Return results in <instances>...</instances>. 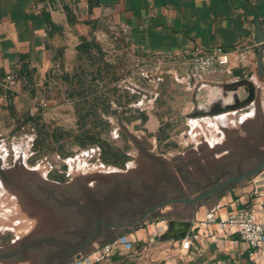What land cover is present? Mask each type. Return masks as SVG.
Returning <instances> with one entry per match:
<instances>
[{
    "label": "rangeland",
    "instance_id": "obj_1",
    "mask_svg": "<svg viewBox=\"0 0 264 264\" xmlns=\"http://www.w3.org/2000/svg\"><path fill=\"white\" fill-rule=\"evenodd\" d=\"M110 58L111 63L84 58L76 63V73L73 61L67 70L37 83L24 79L10 102L0 101V264L8 261L10 245L26 240L30 226L44 218L37 210L43 205L53 219L74 225V240L82 239L92 233L95 222L80 207L59 213L58 204L74 198V206L83 203L106 221L102 218L121 208L109 210V203L120 197L149 204L169 193L192 195L197 191L187 189L189 181L200 179L202 172L209 174L232 149L252 143L245 125H254L253 116L245 123L236 118L248 109L219 120L196 109H178L173 101H182L184 92L176 91L168 79L117 55ZM261 105L259 114L264 115V101ZM151 115L160 124L154 133L145 127ZM249 116L241 115L240 121ZM243 140L248 143L241 144ZM249 182L264 188V169ZM118 183L127 188L125 193L105 195V188ZM28 202L31 210L25 211ZM159 216L154 213L131 229L142 230L128 248L135 250L126 253L134 262L149 261L152 249L174 248L171 240L143 236L147 225L155 234L165 227L153 226ZM124 239V233L99 228L87 249L76 251L78 258L74 252L71 264L107 242H115L119 250L114 255H120L126 249ZM8 258L12 262L10 254Z\"/></svg>",
    "mask_w": 264,
    "mask_h": 264
},
{
    "label": "crops",
    "instance_id": "obj_2",
    "mask_svg": "<svg viewBox=\"0 0 264 264\" xmlns=\"http://www.w3.org/2000/svg\"><path fill=\"white\" fill-rule=\"evenodd\" d=\"M262 36L264 0H0V101L10 102L24 79L37 83L57 76L73 61L76 73V63L84 58L111 63V55H117L120 61L168 79L176 91L181 89L182 101L178 97L173 101L178 109H196L217 120L248 109L236 115L245 123L259 114L264 101L258 43ZM218 46L230 51L228 64L219 72L191 78L192 50ZM8 75L14 79L12 86L6 82ZM214 110L223 111L207 115ZM243 114L250 116L240 121ZM155 120L151 115L146 121L148 132L158 130ZM259 196L264 198V188L244 182L208 202L178 205L170 211L177 213L172 219L190 222L185 235L162 239L168 220L161 218L152 222L165 225L159 235L149 225L143 235L149 241L155 236L171 240L173 249H152L149 261L134 262L128 256L135 249L128 248L132 240H139L142 230L137 229L124 233L126 249L111 257L117 256L119 264H264V255L251 253L232 228L206 222L216 204L224 217ZM30 204L25 211L31 210ZM183 238L189 241L187 249L181 247ZM111 257L105 264H116Z\"/></svg>",
    "mask_w": 264,
    "mask_h": 264
},
{
    "label": "flooded vegetation",
    "instance_id": "obj_3",
    "mask_svg": "<svg viewBox=\"0 0 264 264\" xmlns=\"http://www.w3.org/2000/svg\"><path fill=\"white\" fill-rule=\"evenodd\" d=\"M252 118H253L252 122H254V125H250L251 123L250 124L247 123V125H245L246 126L245 129L247 130V132L250 133L252 143L246 144L245 146H243L244 148L232 149L230 153H228L224 157V160L216 164L215 167L208 172L209 174H207L206 171L202 172L203 174L200 177V179L189 181V183L186 184L187 189L190 190L193 189V191H197L196 193L192 195H186L180 191L177 194L169 193L167 195L165 194L161 196L160 198H157V200L151 201L149 204L148 203L143 204L141 202H134L132 204L131 200H127L125 198L123 199V197H120L117 198L119 199V201L118 200L112 201V203H109L108 205L109 210L110 208L117 209L116 206L118 207V205H120L121 208L119 209V211H114L113 216L102 219L114 224H123V225L131 224L136 219L147 213L156 204L166 199L194 197L196 195H200L204 192L211 190L212 188L218 186L219 184L227 180L236 179L242 176L243 174L254 170L259 165V163L264 159V150L259 148L258 146L259 144L264 145V116L255 113ZM243 142L248 143L246 140H243L241 144ZM250 178H252V176H247L241 180H231L223 188L214 191L212 194L198 201V204L213 200L225 189L236 184L249 182ZM118 184L105 188V190L106 189L109 190L105 195L113 192L116 193L118 192L123 194L127 191V188L123 187V185H121L120 183ZM102 189L104 188H99L97 190L100 191ZM56 199L60 201L61 197L60 198L56 197ZM72 200L73 201L67 202L66 205L64 206L63 204H58V206L60 207L58 210L59 213L63 214L68 211L72 213L74 212V209L77 210L80 207L82 211L85 212L86 216L90 217L95 222V224L92 226V230H91L92 233H89L88 235H86V237L82 239L76 238L74 240V225L67 226L68 223L67 222L63 223L61 218L59 220L55 218L53 219L52 214H50L52 215L51 217L49 214H47L48 213L47 206L43 205L41 208L37 210L40 213L41 211L43 212L41 216H43L44 218L36 219L37 220L36 224L30 226L31 228L30 234L28 235L27 239L22 242L16 243L14 245H10V247L11 246L13 247L11 248L9 247L10 252L7 251L8 253L7 255L9 256L10 254V256L13 257L12 262L25 260L27 264H71L72 262H74V252L76 253V251L80 249H87L88 242L95 236L98 229L106 226H100V225L96 226V223L100 222L101 218L96 217L94 212L89 211L88 206L84 208V206H82L83 203L81 206L78 204L77 206L76 205L74 206V198H72ZM182 205L186 207L192 206L190 204H182ZM71 206H73V209L71 208ZM154 213L155 212L152 211L148 212L145 218L146 219L149 218ZM135 224L137 223L130 225L128 229L131 231V229L134 227ZM119 229L122 228H117V229L108 228V230L114 231L115 235L116 232L119 231ZM63 233L64 234L66 233L67 235L62 237L61 234ZM71 233L73 234L71 237H69V234L71 235ZM64 237H68V239L67 238L65 239ZM75 255H76L75 257H77L79 255V252L76 253ZM6 256H1V257H6ZM8 256L6 258L10 263Z\"/></svg>",
    "mask_w": 264,
    "mask_h": 264
},
{
    "label": "built area",
    "instance_id": "obj_4",
    "mask_svg": "<svg viewBox=\"0 0 264 264\" xmlns=\"http://www.w3.org/2000/svg\"><path fill=\"white\" fill-rule=\"evenodd\" d=\"M230 51L223 47L200 48L192 50L188 58V74L191 78H199L207 74L221 71L229 62ZM261 64L264 67V40L262 42ZM6 82L12 86L14 79L11 75L6 77ZM219 204L214 206L215 210L207 219V223L216 222L221 228L233 229L239 238L251 249V253L264 255V198L260 196L248 207L226 212L221 217L217 209ZM189 241L183 238L181 247L187 249ZM114 242H107L95 249L89 255L82 257L76 264H95L107 260L119 249Z\"/></svg>",
    "mask_w": 264,
    "mask_h": 264
},
{
    "label": "water",
    "instance_id": "obj_5",
    "mask_svg": "<svg viewBox=\"0 0 264 264\" xmlns=\"http://www.w3.org/2000/svg\"><path fill=\"white\" fill-rule=\"evenodd\" d=\"M263 40H264V36H262L258 40V43L261 46V52H262V42H263ZM260 65H261V53L259 55V66ZM231 108L232 107H229L226 110H229ZM222 111L223 110L209 111L207 113V115H216L218 113H221ZM263 168H264V159L259 163V165L254 170H252V171H250L248 173H245V174H243L242 176H240V177H238L236 179H231V180H241V179H243V178H245L247 176L254 177L258 173H260ZM231 180H227V181L219 184L218 186L212 188L211 190H209L207 192H204V193H202L200 195H196L194 197H181V198L166 199V200L156 204L153 208H151L148 212L152 211V212L158 213V214H160L159 217H161V219H167L168 220L167 230H166L165 234L162 236V239L173 238V237H176V236H183V235L186 234V232L188 231L189 226H190V222L188 220H174V219H172V217L177 214L176 211L172 210V211L163 212L162 210H163L164 207H166V206H174L176 204H190L192 206L199 205L198 201H200L201 199H203V198L207 197L208 195L212 194L214 191L223 188ZM147 213H145L144 215H142L141 217L136 219L131 224L123 225V224H114V223H110V222H107V221H100V222L96 223V226H98V225L106 226V227L112 228V229L122 228V229H119V231L116 232V235H121L122 233L128 232V230H129L128 227L130 225H132L134 223H139L141 221H144L146 219L145 217H146ZM76 258H78V257H76Z\"/></svg>",
    "mask_w": 264,
    "mask_h": 264
},
{
    "label": "trees",
    "instance_id": "obj_6",
    "mask_svg": "<svg viewBox=\"0 0 264 264\" xmlns=\"http://www.w3.org/2000/svg\"><path fill=\"white\" fill-rule=\"evenodd\" d=\"M114 261L115 260H118V257L117 256H114V257H111ZM95 264H97V263H95ZM128 264H132V263H128Z\"/></svg>",
    "mask_w": 264,
    "mask_h": 264
}]
</instances>
